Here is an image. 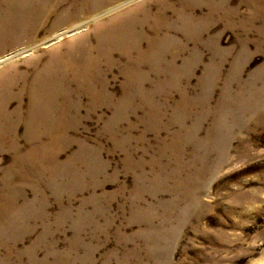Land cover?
I'll return each instance as SVG.
<instances>
[{
  "label": "rangeland",
  "instance_id": "374dc122",
  "mask_svg": "<svg viewBox=\"0 0 264 264\" xmlns=\"http://www.w3.org/2000/svg\"><path fill=\"white\" fill-rule=\"evenodd\" d=\"M0 264H264V0H0Z\"/></svg>",
  "mask_w": 264,
  "mask_h": 264
}]
</instances>
